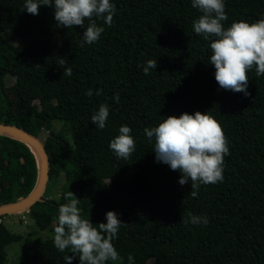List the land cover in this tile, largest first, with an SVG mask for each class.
Instances as JSON below:
<instances>
[{"label": "trees", "instance_id": "trees-1", "mask_svg": "<svg viewBox=\"0 0 264 264\" xmlns=\"http://www.w3.org/2000/svg\"><path fill=\"white\" fill-rule=\"evenodd\" d=\"M114 2L111 25L81 47L84 29L58 27L52 7L32 15L22 11L23 0H0V32L19 28L26 36L24 46L14 36H0V123L35 136L46 128L49 179L65 176L59 198L44 193L29 215L41 229L53 230L58 207L72 191L93 226L106 222L108 210L123 222L113 241L123 260L107 264H127L128 254L133 264H264V75L256 77L254 68L248 73L247 96L218 87L208 63L209 41L192 30L201 13L190 0ZM225 11V27L252 22L264 16V0H226ZM60 59L71 76L62 75ZM147 59L157 65L145 75ZM89 88L91 97L84 94ZM101 103L109 117L98 129L90 117ZM195 111H208L220 123L229 153L224 179L200 185L192 196L190 181L181 186L178 170L155 161L154 140L144 129L168 115ZM53 122H63L67 132L53 130ZM125 124L135 151L117 160L108 143ZM38 179L34 148L0 133V205L29 195ZM189 213L206 214L207 225L183 223ZM13 242L22 243V264H64L67 250L13 232L4 221L0 264H6V246Z\"/></svg>", "mask_w": 264, "mask_h": 264}, {"label": "clouds", "instance_id": "clouds-1", "mask_svg": "<svg viewBox=\"0 0 264 264\" xmlns=\"http://www.w3.org/2000/svg\"><path fill=\"white\" fill-rule=\"evenodd\" d=\"M191 6L201 14L193 20L192 30L203 40L209 41L211 54L208 57L215 71L214 78L219 88L249 93L248 73L254 68L256 77L264 75V16L255 21H233L225 27L227 19L226 0H190ZM54 9V20L58 27L81 26L80 46L96 42L104 25L110 26L117 12L114 0H23L22 11L36 15L41 6ZM85 20L88 24L85 25ZM96 20H102L97 25ZM63 76H71L67 61L60 59ZM157 60L147 59L142 71L145 75L155 69ZM91 97L93 90H85ZM101 94L97 89L96 96ZM113 100L119 102V95ZM109 117V107L101 103L90 117L98 129H103ZM128 125H121L118 135L108 143V148L117 159H127L135 151V140ZM145 137L152 142L155 161L165 163L171 170L181 175L178 183L183 186L191 182V195L196 196L200 185L217 183L224 179V157L229 153V142L223 134L220 123L208 111L183 112L178 116L168 115L156 126L144 129ZM72 191L65 193V203L58 207L57 223L53 228V245L64 253V264H71L78 258V264H107L108 261H122L113 241L117 239L122 225L115 210L105 213V221L93 226V222L81 215L79 199ZM76 197V196H75ZM182 222L191 225H207V215L189 213ZM68 253H71L69 255ZM133 256L128 254L127 264H133Z\"/></svg>", "mask_w": 264, "mask_h": 264}, {"label": "rangeland", "instance_id": "rangeland-1", "mask_svg": "<svg viewBox=\"0 0 264 264\" xmlns=\"http://www.w3.org/2000/svg\"><path fill=\"white\" fill-rule=\"evenodd\" d=\"M11 30V29H10ZM0 32V36L10 37L14 36L16 42H20L23 46L25 44V33L19 28H13L11 31ZM24 51V47H22ZM53 130H61L67 132V128L63 122H53L51 124ZM43 129V132L40 134L39 138L44 142L48 132ZM104 173H99V178H101ZM65 176L61 174L59 177L48 179L47 185L45 188V195L50 198H59L60 193L64 189ZM29 209L23 210L16 213H8L3 217V221L8 227L9 230L23 234L31 238H42L52 240L53 230L51 229H41L34 221V219L29 215ZM22 215L24 217L22 218ZM7 250V262L6 264H22V243L13 242L9 243L6 246Z\"/></svg>", "mask_w": 264, "mask_h": 264}, {"label": "water", "instance_id": "water-1", "mask_svg": "<svg viewBox=\"0 0 264 264\" xmlns=\"http://www.w3.org/2000/svg\"><path fill=\"white\" fill-rule=\"evenodd\" d=\"M0 133L13 136L32 146L38 156L39 179L33 191L24 198L12 201L8 204L0 205V216L8 213L21 212L28 210L37 200L43 196L47 181L49 179V158L44 142L27 130L18 126L0 123Z\"/></svg>", "mask_w": 264, "mask_h": 264}, {"label": "built area", "instance_id": "built-area-1", "mask_svg": "<svg viewBox=\"0 0 264 264\" xmlns=\"http://www.w3.org/2000/svg\"><path fill=\"white\" fill-rule=\"evenodd\" d=\"M1 217V216H0ZM24 217V215H22V218ZM3 221V218H0V222Z\"/></svg>", "mask_w": 264, "mask_h": 264}]
</instances>
